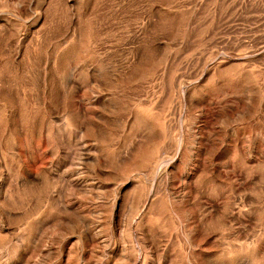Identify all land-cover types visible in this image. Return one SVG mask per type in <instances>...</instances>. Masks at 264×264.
<instances>
[{
	"label": "rangeland",
	"instance_id": "374dc122",
	"mask_svg": "<svg viewBox=\"0 0 264 264\" xmlns=\"http://www.w3.org/2000/svg\"><path fill=\"white\" fill-rule=\"evenodd\" d=\"M0 264H264V0H0Z\"/></svg>",
	"mask_w": 264,
	"mask_h": 264
}]
</instances>
